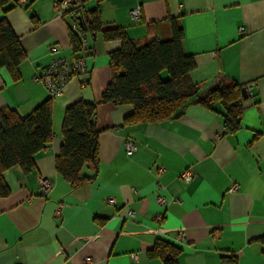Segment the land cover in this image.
<instances>
[{
	"label": "crops",
	"instance_id": "1",
	"mask_svg": "<svg viewBox=\"0 0 264 264\" xmlns=\"http://www.w3.org/2000/svg\"><path fill=\"white\" fill-rule=\"evenodd\" d=\"M56 1L0 4V19H8L26 52L18 79L0 69V109L31 112L49 97L36 76L55 58L73 56L72 20L55 14ZM80 1L84 19L98 6L103 24L140 42L169 37L168 18H177L201 92L226 78L253 84L252 93L242 97L240 126L231 132L223 106L197 103L158 123L124 124L130 105L99 102L111 78L108 54L120 41L87 33L88 72L52 97L51 141L31 171L13 166L2 174L9 194L0 196V264H164L148 255L157 239L179 245L178 264H264V0ZM132 8L140 19H132ZM79 99L97 102L98 168L91 181L71 187L55 157L64 110ZM128 138L136 143L130 155ZM185 169L193 172L189 182L180 177ZM232 183L238 189L229 192Z\"/></svg>",
	"mask_w": 264,
	"mask_h": 264
},
{
	"label": "trees",
	"instance_id": "2",
	"mask_svg": "<svg viewBox=\"0 0 264 264\" xmlns=\"http://www.w3.org/2000/svg\"><path fill=\"white\" fill-rule=\"evenodd\" d=\"M5 1L0 0V4ZM81 5L80 0H73L66 14L84 35L101 33L105 40L120 41V47L108 54L111 78L99 102L130 105L132 111L124 118V124L158 123L178 117L188 104L197 103L212 110L215 105L223 106L225 130L231 132L239 128L245 85L223 78L202 93L190 76L195 61L184 50V31L177 18H168L169 37L156 34L140 42L129 37L121 27L103 24L98 6L89 11V19H84ZM155 24L147 25L153 30ZM69 38L73 56H85L86 49L81 51V38L70 26ZM25 58V49L10 22L1 18L0 69H6L12 80L18 79V66ZM96 106L97 102L79 99L64 110L55 169L71 187L91 181L96 175L100 133L95 120ZM52 116L50 96L25 116L14 109H0V196L9 194L2 176L5 170L18 166L28 173L35 167V155L52 139ZM88 167L92 175L84 172ZM180 254L179 245L164 239H157L148 251L149 257L161 258L164 264H178ZM224 260L228 264L236 263L233 258Z\"/></svg>",
	"mask_w": 264,
	"mask_h": 264
},
{
	"label": "built area",
	"instance_id": "3",
	"mask_svg": "<svg viewBox=\"0 0 264 264\" xmlns=\"http://www.w3.org/2000/svg\"><path fill=\"white\" fill-rule=\"evenodd\" d=\"M72 4L73 0L56 1L53 5L55 14L59 17H64L69 6ZM129 13L132 19L138 20L141 17L139 8H132ZM70 27L73 31H76L81 38V51L85 50L87 47V41L80 27L75 22H71ZM242 29L243 27H240V30ZM50 51L57 52L58 49L55 45H52L50 46ZM87 70L85 56H71L69 58L57 57L50 64H48L38 76H36V79L44 86L48 95L50 97H54L61 94L63 87L72 77L83 76L88 72ZM81 84H85V82L82 81ZM245 87L247 93L250 95L252 93L251 89L253 88V84H247ZM124 147L126 154L130 155L136 150V143L134 140L128 138L124 141ZM163 170L164 168H159V171ZM180 177L185 182H189L193 177V172L190 169H185L181 172ZM39 187L42 189H48V181L40 178ZM237 189L238 185L236 183H232L228 191L234 192ZM158 200L163 203H168L163 196H158ZM109 201L112 202L113 198H109Z\"/></svg>",
	"mask_w": 264,
	"mask_h": 264
},
{
	"label": "water",
	"instance_id": "4",
	"mask_svg": "<svg viewBox=\"0 0 264 264\" xmlns=\"http://www.w3.org/2000/svg\"><path fill=\"white\" fill-rule=\"evenodd\" d=\"M79 22H81V21H79ZM248 96V94H247V90H246V87H244L243 89H242V97L243 98H246Z\"/></svg>",
	"mask_w": 264,
	"mask_h": 264
},
{
	"label": "rangeland",
	"instance_id": "5",
	"mask_svg": "<svg viewBox=\"0 0 264 264\" xmlns=\"http://www.w3.org/2000/svg\"><path fill=\"white\" fill-rule=\"evenodd\" d=\"M164 77H166V74H164Z\"/></svg>",
	"mask_w": 264,
	"mask_h": 264
}]
</instances>
